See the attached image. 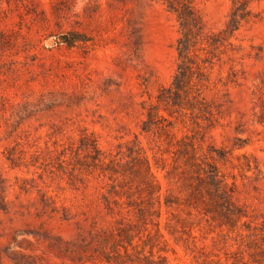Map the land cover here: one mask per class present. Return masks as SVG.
Listing matches in <instances>:
<instances>
[{
  "label": "rangeland",
  "instance_id": "1",
  "mask_svg": "<svg viewBox=\"0 0 264 264\" xmlns=\"http://www.w3.org/2000/svg\"><path fill=\"white\" fill-rule=\"evenodd\" d=\"M191 1L219 30L239 0ZM243 1L232 44L195 51L210 81L179 90L168 0H0V264H264V0Z\"/></svg>",
  "mask_w": 264,
  "mask_h": 264
},
{
  "label": "trees",
  "instance_id": "2",
  "mask_svg": "<svg viewBox=\"0 0 264 264\" xmlns=\"http://www.w3.org/2000/svg\"><path fill=\"white\" fill-rule=\"evenodd\" d=\"M168 6L176 13L177 18L180 23L181 35L178 38V50H179V61L177 71L174 75L173 84L179 87L181 90L182 85L187 82H191L194 78V74H197L199 82L206 84L205 82L210 81V75L207 71L202 68V64L194 56L196 49H204L210 47L208 52L211 53L212 59L203 58V62L213 63L214 56H217V51L221 50L223 45L232 44L231 38L235 35L241 26L251 19L252 11L248 7V2L239 0L235 2L228 19L226 20L224 26L219 30H210L207 27V23L201 14V12L196 8L191 0H168ZM79 34V33H78ZM63 41L72 45L76 40L81 39L80 35L70 36L69 33H63L61 35ZM205 45V46H204ZM200 90V89H199ZM202 92V91H201ZM159 99H164L166 95L160 93ZM149 120L152 113H149ZM148 119L146 121H148ZM81 145L88 150V155L97 162L105 163L106 157L102 148L98 144V140L95 136H82ZM113 162V159H111ZM151 163L147 160L148 176L147 183L149 186V192L152 197H155L161 206L162 204V191L161 185L153 181L151 176L153 175L151 170ZM111 170H114V165H111ZM207 173L213 180V184L216 187L219 195L224 199L225 207L234 213L243 215L241 207H239L233 200L234 189L231 188V184L222 173L219 167L208 162ZM234 185V184H232ZM171 202L168 197H165V203L169 204ZM127 255L129 251L127 248ZM139 257V261L142 259ZM147 264H166L165 257H161L157 262L151 257L145 256L143 258ZM132 261L134 259L131 258ZM137 260V259H136Z\"/></svg>",
  "mask_w": 264,
  "mask_h": 264
}]
</instances>
